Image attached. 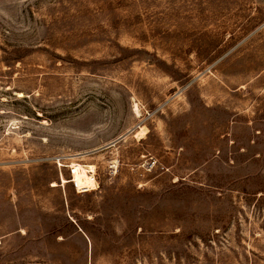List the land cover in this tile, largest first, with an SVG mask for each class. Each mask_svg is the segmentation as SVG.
<instances>
[{
  "label": "rangeland",
  "instance_id": "1",
  "mask_svg": "<svg viewBox=\"0 0 264 264\" xmlns=\"http://www.w3.org/2000/svg\"><path fill=\"white\" fill-rule=\"evenodd\" d=\"M0 264H264V0H0Z\"/></svg>",
  "mask_w": 264,
  "mask_h": 264
},
{
  "label": "bare ground",
  "instance_id": "2",
  "mask_svg": "<svg viewBox=\"0 0 264 264\" xmlns=\"http://www.w3.org/2000/svg\"><path fill=\"white\" fill-rule=\"evenodd\" d=\"M77 168V171L75 172L74 176H73V180L75 181L76 185H77V189L80 191H86V190H91L94 188V183H95V179L93 177V175H90L87 173L86 169L81 166L80 164H76L75 165ZM89 171H93L94 166L93 165H89Z\"/></svg>",
  "mask_w": 264,
  "mask_h": 264
},
{
  "label": "built area",
  "instance_id": "3",
  "mask_svg": "<svg viewBox=\"0 0 264 264\" xmlns=\"http://www.w3.org/2000/svg\"><path fill=\"white\" fill-rule=\"evenodd\" d=\"M76 171H77V168L76 167L69 166V175L72 177V183L75 186V188H77V185H76L75 181L73 180V176H74V174H75Z\"/></svg>",
  "mask_w": 264,
  "mask_h": 264
}]
</instances>
